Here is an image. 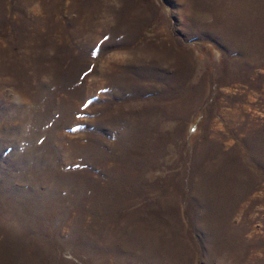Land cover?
I'll use <instances>...</instances> for the list:
<instances>
[{"label":"rangeland","instance_id":"rangeland-1","mask_svg":"<svg viewBox=\"0 0 264 264\" xmlns=\"http://www.w3.org/2000/svg\"><path fill=\"white\" fill-rule=\"evenodd\" d=\"M0 264H264V0H0Z\"/></svg>","mask_w":264,"mask_h":264},{"label":"snow or ice","instance_id":"snow-or-ice-1","mask_svg":"<svg viewBox=\"0 0 264 264\" xmlns=\"http://www.w3.org/2000/svg\"><path fill=\"white\" fill-rule=\"evenodd\" d=\"M105 39H107V37H105Z\"/></svg>","mask_w":264,"mask_h":264}]
</instances>
